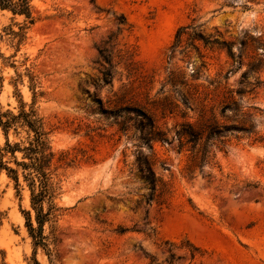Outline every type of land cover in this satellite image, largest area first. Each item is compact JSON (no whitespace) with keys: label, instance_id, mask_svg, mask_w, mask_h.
Returning a JSON list of instances; mask_svg holds the SVG:
<instances>
[{"label":"rangeland","instance_id":"1","mask_svg":"<svg viewBox=\"0 0 264 264\" xmlns=\"http://www.w3.org/2000/svg\"><path fill=\"white\" fill-rule=\"evenodd\" d=\"M32 14L0 10V107L28 106L34 76L51 144L68 154L45 226L53 264H264V0H33ZM229 106L255 133L211 139L213 158L193 166L183 124L221 123ZM139 155L160 179L149 201ZM21 209L28 191L0 170V264H51Z\"/></svg>","mask_w":264,"mask_h":264},{"label":"trees","instance_id":"2","mask_svg":"<svg viewBox=\"0 0 264 264\" xmlns=\"http://www.w3.org/2000/svg\"><path fill=\"white\" fill-rule=\"evenodd\" d=\"M32 1L0 0V10L9 11L13 15H22L31 25L35 21L32 14ZM189 27L190 25H184L178 28L175 36L176 42L180 41L182 33ZM20 30L13 33L18 37L24 36L25 31L22 32V28ZM193 39L207 42L201 33L194 35ZM174 46L175 43L171 49ZM98 51L101 59L110 63L104 49ZM30 83L32 102L28 106L20 100L16 111L3 110L0 107V129L5 138L4 144L0 146V170H4L7 176L12 179L17 195H20L23 189L28 191L30 209H21V212L25 218L28 235L32 240L33 255L37 248L41 247L46 252L50 263L53 264L50 245L55 243V237L53 234L51 236L45 234V226L49 224L51 233H53V224L57 217V211L60 209L55 202L57 196L55 177L61 164L67 163L68 154L58 153L54 150L51 144L53 126L39 114L35 106L37 96L42 95L43 92L35 90L36 81L32 75ZM133 110L146 120L152 139H161L164 134L160 130H156L153 115L136 108ZM221 111L225 115L226 107H223ZM231 111L234 112L233 117L225 116L221 123H203V126H196L192 123L183 124L182 136L185 138L184 144L191 143L193 166L208 164L209 160L213 158L207 147L211 139H217L222 143L223 141L218 138L223 133L232 134L235 130L255 133L254 116L238 106L232 107ZM204 134L205 139H203ZM10 135H13L14 139H11ZM182 147L180 146V148ZM150 148L152 149L151 146ZM136 163L143 179L150 185V193L146 197V200L149 201L155 197L160 179L154 175L149 157L145 158L139 155ZM34 264H39L35 258Z\"/></svg>","mask_w":264,"mask_h":264}]
</instances>
